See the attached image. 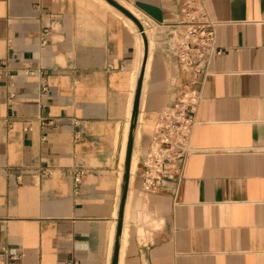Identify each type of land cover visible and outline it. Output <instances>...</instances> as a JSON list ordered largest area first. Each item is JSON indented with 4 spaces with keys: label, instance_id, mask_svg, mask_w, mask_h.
<instances>
[{
    "label": "crops",
    "instance_id": "1",
    "mask_svg": "<svg viewBox=\"0 0 264 264\" xmlns=\"http://www.w3.org/2000/svg\"><path fill=\"white\" fill-rule=\"evenodd\" d=\"M115 1L151 33L129 169L141 31L102 0H0V264H121L127 225L124 264H264V0H198L217 51L182 173L152 193L181 4Z\"/></svg>",
    "mask_w": 264,
    "mask_h": 264
},
{
    "label": "built area",
    "instance_id": "2",
    "mask_svg": "<svg viewBox=\"0 0 264 264\" xmlns=\"http://www.w3.org/2000/svg\"><path fill=\"white\" fill-rule=\"evenodd\" d=\"M180 4L181 20L175 26L174 44L178 74L184 84L173 104L163 110L143 162L144 190L148 193L162 190L166 180L178 178L182 173L191 151L190 141L202 98L198 84L203 81L212 55L217 51L214 24L198 0H180ZM44 90H48L47 85ZM25 128H32L29 121ZM80 136L76 134V138ZM83 173V170L76 173V182H81Z\"/></svg>",
    "mask_w": 264,
    "mask_h": 264
},
{
    "label": "water",
    "instance_id": "3",
    "mask_svg": "<svg viewBox=\"0 0 264 264\" xmlns=\"http://www.w3.org/2000/svg\"><path fill=\"white\" fill-rule=\"evenodd\" d=\"M108 1L111 4H113L114 6H116L119 10L124 12L132 20H134V22L139 27V29L142 33L143 43H144V48H145L144 49V58H143V62L141 64V69H140V74H139V82H138V86H137V90H136V96H135L134 106H133V111H132L130 142H129L128 152H127V162H128V169H129V165H130L131 158H132L134 132H135V128H136V124H137V120H138V115H139V110H140V104H141V100H142L144 77H145V72H146V66L148 63L149 47L150 46H149L148 34L146 33L145 26L142 23V21L140 20V18L135 13L128 10L127 8H125L124 6H122L121 4L116 2L115 0H108ZM125 203H126V193H125L124 198H123V204H122L123 207H124Z\"/></svg>",
    "mask_w": 264,
    "mask_h": 264
},
{
    "label": "bare ground",
    "instance_id": "4",
    "mask_svg": "<svg viewBox=\"0 0 264 264\" xmlns=\"http://www.w3.org/2000/svg\"><path fill=\"white\" fill-rule=\"evenodd\" d=\"M105 4H107V6H109L111 9L115 10L118 14L120 15H123V13H121L119 10H117L114 6H112L111 4H109L106 0H102ZM135 11V10H134ZM137 13V12H136ZM138 14V13H137ZM124 16V15H123ZM126 18V20L128 21V23L134 28V30L137 32V35H138V38H140V31L139 29L137 28L136 24L134 23V20H131L129 18V16L127 17L126 15L124 16ZM146 30H147V33L148 35L150 36L151 33H150V29L149 27L146 26ZM149 70H150V63L148 62V65L146 67V72H145V81H144V84H145V88H146V84H147V81H148V77H149ZM129 125H130V118L128 119L127 121V125H126V135L128 133V129H129ZM138 136H139V129H138ZM127 138V137H126ZM137 163H138V159H137V155L135 154L134 157H133V161H132V170H133V173L135 172V169L137 167ZM131 198V196H130ZM128 220V219H127ZM127 236H128V225L126 226L125 228V232H124V239H123V246H122V251H121V264H124L123 262V257L125 255V249H126V243H127Z\"/></svg>",
    "mask_w": 264,
    "mask_h": 264
},
{
    "label": "rangeland",
    "instance_id": "5",
    "mask_svg": "<svg viewBox=\"0 0 264 264\" xmlns=\"http://www.w3.org/2000/svg\"><path fill=\"white\" fill-rule=\"evenodd\" d=\"M141 16H143V15H141ZM141 21H142V23L144 24V26L146 27V26H149V23H148V21L144 18V19H140ZM148 25H147V24ZM138 27V26H137ZM138 29H139V27H138ZM140 30V29H139ZM148 38H149V40H150V44H151V37L148 35ZM154 41V40H153Z\"/></svg>",
    "mask_w": 264,
    "mask_h": 264
}]
</instances>
